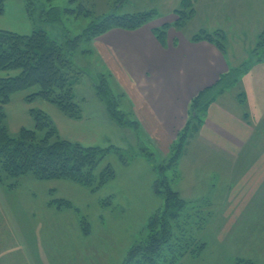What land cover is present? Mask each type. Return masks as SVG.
I'll use <instances>...</instances> for the list:
<instances>
[{"label":"rangeland","instance_id":"obj_1","mask_svg":"<svg viewBox=\"0 0 264 264\" xmlns=\"http://www.w3.org/2000/svg\"><path fill=\"white\" fill-rule=\"evenodd\" d=\"M41 1L48 9L59 7L62 12L60 19L40 21L30 18L26 21L19 9H13L0 14V28L24 33L44 28L52 37L62 41L66 35L74 37L81 34L91 21L110 13H135L154 8L162 16H168L173 13L171 7L177 3V7L180 5L179 0ZM149 1L153 8H146ZM79 5L91 13L64 11L65 7L76 9ZM261 14L264 18V11ZM194 26L190 22L184 29L191 32ZM72 59L78 68L84 70L75 88L76 100L84 92L95 91V83L102 78H106L116 96L122 93L109 63L98 55L92 41L83 40ZM255 59L254 56L251 61ZM7 73L0 70L2 76ZM248 78L252 85L257 86L256 98L249 104L252 117L264 111V65L253 67L245 80ZM38 87L35 85L29 90ZM232 88L237 90L234 86ZM22 91L14 93L5 107L6 125L12 135H17L20 127H35L31 109H36L53 119L62 137L78 139L87 145L77 123L59 120L52 107L38 103V97L20 101L17 93ZM233 91L226 94L231 95ZM85 95L87 99L94 100L91 94ZM126 98L119 97L120 108L132 112ZM235 108L238 112L244 110L238 105ZM206 116L204 111L202 119ZM128 118L137 120L134 113ZM192 132L174 169L161 170V165L169 161L165 160L166 156L163 157L152 139L144 135L141 123L140 128L138 124H130L124 142L117 146L98 143L110 146L111 150L99 169L111 163L115 177L95 191L68 179H37L31 172L19 179L5 178L4 184H0V235L6 236L4 240L7 243L15 239L16 243L10 248L17 251L1 253L0 264H17L21 259L22 264H120L133 245L149 240V219L164 203L162 194L156 193L154 187L160 176H167L172 188L187 201L183 214H187L188 222L183 225L188 235L196 237L198 243H205L177 264H244L241 259L264 264V167L257 172L253 170V165L264 164V155L259 154L260 149L257 150L264 138L247 142L239 154L235 151L229 154L224 146L233 148L227 143L205 132ZM42 135L43 132H39V136ZM254 142L259 143L255 145ZM254 146L256 148L249 152L248 149ZM242 176L248 180L243 181ZM13 183L15 187L12 188L9 185ZM61 198L73 206L64 204L59 207L54 200ZM83 217L90 224V234H85L81 227ZM175 230L178 232L177 228ZM174 242L172 239L171 243ZM164 246L171 247L168 244Z\"/></svg>","mask_w":264,"mask_h":264},{"label":"trees","instance_id":"obj_2","mask_svg":"<svg viewBox=\"0 0 264 264\" xmlns=\"http://www.w3.org/2000/svg\"><path fill=\"white\" fill-rule=\"evenodd\" d=\"M6 1L0 0V14L5 10ZM196 1L181 0L179 7L173 10L177 15V20L173 24L176 29L183 28L193 18ZM26 3L32 19L57 21L61 17V9L57 6L48 9L46 3L41 0H26ZM64 11L91 13V10L83 5L76 9L65 7ZM156 14L155 9L135 13H110L91 21L81 34L74 37L66 35L62 41L52 37L44 28H34L29 33L0 28V70L8 72L5 76L0 75V184H4L5 178L19 179L31 172L37 179H68L95 191L115 177V169L111 163L99 169L104 157L111 151L110 146L85 145L64 138L58 134L53 119L46 112L36 109H31L35 127L23 126L17 135H12L6 125L5 107L14 93L27 90L26 100L42 98L54 103L69 117L79 119L82 109L76 100L74 87L84 74V70L75 65L72 55L81 42L93 41L97 36L113 28L137 29L151 21ZM171 26L172 24L166 23L155 29L154 32L161 42H164ZM224 37L220 30L201 29L192 36V39L209 40L224 50ZM254 56L257 61L264 59V28L251 54V57ZM251 62L249 59L242 67L221 74L217 82L191 98L189 117L179 130L165 158L169 163H163L161 170L174 169L177 166L189 134L201 127L203 112L220 93L236 84L242 68L249 66ZM35 85L39 87L30 91L29 89ZM95 88L98 96L105 102L107 113L113 121L127 128L132 123L138 124L140 128L139 121L128 118L131 113L120 108L119 97L124 94L116 96L106 78L97 81ZM39 132H43V135L39 136ZM151 154L150 152L149 155ZM154 185L155 192L162 194L164 203L149 219V240L133 245L120 264H177L185 255L194 253L205 245L204 242L198 243L196 237L188 235L183 225L188 222L187 214H183L187 208V201L179 191L172 188L168 177L160 176ZM9 186L13 188L15 184ZM54 201L59 207L73 206L70 201L66 202L63 198ZM63 201L64 203H61ZM80 223L84 233L90 234L91 228L87 219L83 217ZM172 239H175L174 243H171ZM165 244L171 245L172 248H166ZM194 244H197V249L192 247ZM241 260L244 264H255L251 259Z\"/></svg>","mask_w":264,"mask_h":264},{"label":"crops","instance_id":"obj_3","mask_svg":"<svg viewBox=\"0 0 264 264\" xmlns=\"http://www.w3.org/2000/svg\"><path fill=\"white\" fill-rule=\"evenodd\" d=\"M177 4L171 7L172 12ZM152 6L150 3L146 8H153ZM195 8V15L189 21L195 24L194 31L191 32L184 29L188 24L181 29L175 28L173 24L177 15L174 12L162 16L155 9V17L143 26L137 29L113 28L92 41L98 55L109 63L123 97H127L132 109L129 112L136 115L144 135L152 139L162 151L163 157L168 155L179 130L189 117L191 98L217 82L221 74L242 67L249 59L252 60L251 54L264 28L261 14L264 11V0H197ZM13 9H19L26 21H30L26 0H7L3 14ZM166 23L172 26L168 29L164 42H161L154 31ZM201 29L222 31L225 36L224 50L209 40H193L192 36ZM257 65H264V59L257 61L256 58L249 66L242 68L234 85L237 90L233 91L231 86L218 95L206 110L207 116L197 131L199 134L205 132L213 135L214 139L230 145L233 149L224 146L229 154L233 151L239 154L247 142L264 138V111L252 117L249 112L251 99L256 98L257 86L250 83V78L245 80ZM77 83L78 81L74 92ZM230 91H233L231 95L226 94ZM87 93L94 100L87 99ZM17 94L20 101L25 99L26 92ZM83 94L77 99L82 115L76 121L47 100L40 98L38 103L52 107L59 120L77 123L83 134L82 140L87 145H99L103 142L117 146L123 143L127 128L109 117L106 104L96 90ZM235 105L238 108L244 107V110L240 109L238 112ZM257 143L259 142H254L255 145ZM255 148L250 147L248 151ZM259 149V154L263 156L264 142H261V147L257 150ZM253 166L254 172H257L264 164ZM247 170L248 166L245 171ZM241 178L243 181L248 180L246 176ZM1 219H4L2 215ZM4 237L6 236L0 237V254L17 251L10 248L16 243L15 239L7 243ZM22 263L21 259L17 264Z\"/></svg>","mask_w":264,"mask_h":264}]
</instances>
